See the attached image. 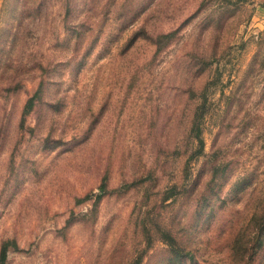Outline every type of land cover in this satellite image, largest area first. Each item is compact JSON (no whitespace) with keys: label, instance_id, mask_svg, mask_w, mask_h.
Returning <instances> with one entry per match:
<instances>
[{"label":"rangeland","instance_id":"obj_1","mask_svg":"<svg viewBox=\"0 0 264 264\" xmlns=\"http://www.w3.org/2000/svg\"><path fill=\"white\" fill-rule=\"evenodd\" d=\"M4 245L264 264V0H0Z\"/></svg>","mask_w":264,"mask_h":264},{"label":"trees","instance_id":"obj_2","mask_svg":"<svg viewBox=\"0 0 264 264\" xmlns=\"http://www.w3.org/2000/svg\"><path fill=\"white\" fill-rule=\"evenodd\" d=\"M21 86H23L22 82H13L9 87V89L12 90H17L18 88H20ZM33 105L32 99H28L26 101L25 107H24V111H27L28 109H30V107ZM170 240H172L171 238H169ZM0 264H6V248L5 245L4 247L1 248L0 250Z\"/></svg>","mask_w":264,"mask_h":264}]
</instances>
